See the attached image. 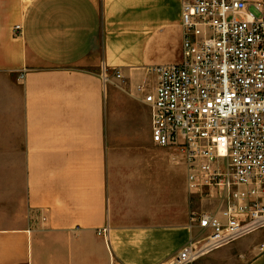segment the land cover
<instances>
[{
    "label": "crops",
    "instance_id": "crops-1",
    "mask_svg": "<svg viewBox=\"0 0 264 264\" xmlns=\"http://www.w3.org/2000/svg\"><path fill=\"white\" fill-rule=\"evenodd\" d=\"M182 1L0 0V264H168L202 233L211 205L144 102L182 61ZM263 246L264 228L191 264Z\"/></svg>",
    "mask_w": 264,
    "mask_h": 264
},
{
    "label": "built area",
    "instance_id": "built-area-1",
    "mask_svg": "<svg viewBox=\"0 0 264 264\" xmlns=\"http://www.w3.org/2000/svg\"><path fill=\"white\" fill-rule=\"evenodd\" d=\"M182 27V61L151 68L157 84L144 102L154 143L186 165L189 191L211 208L168 264L264 228V0H183Z\"/></svg>",
    "mask_w": 264,
    "mask_h": 264
},
{
    "label": "rangeland",
    "instance_id": "rangeland-1",
    "mask_svg": "<svg viewBox=\"0 0 264 264\" xmlns=\"http://www.w3.org/2000/svg\"><path fill=\"white\" fill-rule=\"evenodd\" d=\"M152 79L151 78H149V79H147L146 80V83L149 85V84H151L152 83V81H151ZM162 148V147H161ZM163 149H165V148H163ZM165 150H167L168 151V149H165ZM173 160V159H172Z\"/></svg>",
    "mask_w": 264,
    "mask_h": 264
}]
</instances>
